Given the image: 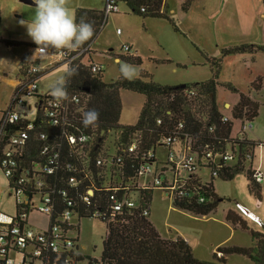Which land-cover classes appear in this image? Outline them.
Segmentation results:
<instances>
[{
  "label": "trees",
  "instance_id": "obj_1",
  "mask_svg": "<svg viewBox=\"0 0 264 264\" xmlns=\"http://www.w3.org/2000/svg\"><path fill=\"white\" fill-rule=\"evenodd\" d=\"M116 2L120 7L126 8V13L135 14L142 19L164 20L175 32L185 36L178 26L177 18L169 13L165 0ZM191 2L192 0H182L181 10L185 12ZM73 14L77 22L84 18L91 23L95 32L92 39L77 50L85 49L70 65L76 69V74L67 78L68 99L60 101L65 109L64 112L61 110L58 123L51 124L52 119L45 115V106L41 105L34 118L27 119L21 115L20 121L10 124L8 128L15 131L21 129L27 121L33 123L22 156L18 160L26 170L36 164V179L41 180L43 185L31 191L35 194L45 193L50 197L52 211L44 214L48 224L42 231L49 235L53 224L60 222L64 210H69L78 221L96 218L105 224L106 231L100 254L91 256L80 250L78 227L71 223H61L62 230L65 228L72 232L73 251L62 253L64 248L60 247L57 257L58 252L48 250L44 252L47 264H63L65 256L74 257V261L83 264H229L227 255L230 254L244 255L252 264H264V231L249 229V246L218 245L212 252L215 261L196 258L188 242L180 236L172 239L162 237L149 220L151 192L157 185L143 184L137 173L140 163L144 161L155 164L154 170L158 171L159 166L168 163L169 152L178 156L185 143L188 145V153L195 157L198 168L195 171L184 168L188 175L177 183L176 189H170L168 178H161L162 183L158 185L162 191H170L173 207L200 216L214 212L219 204L214 180L233 179L240 172L245 173L249 194L260 201L262 184L255 182L252 161L246 160L244 156L246 152L252 153L257 145L250 132L242 134L240 140L233 138L232 120L253 121L259 115L261 103L251 97L249 92L242 93L227 83L226 89L238 94V99L230 107V119L224 120V114L216 101V89L224 56L253 54L257 51L264 53V45H230L222 48L218 57L210 56L203 49L195 47L210 65L211 75L205 80L161 84L154 82L147 72L140 70L139 75L132 80L124 79L119 74L114 79L104 81L102 66L92 69L95 64L90 55V43L106 22L107 15L103 9L86 7L75 8ZM3 41L7 46L12 44L5 39ZM87 45L89 46L86 48ZM115 58L141 66L139 56L134 54L116 55ZM26 61V56L22 57L18 66L19 74H22ZM43 75L44 73L39 79ZM19 76L21 79V75ZM263 85V80L256 77L251 81L250 88L257 91ZM17 88L18 85L13 93ZM121 89L138 92L145 97L137 120L132 125L120 123ZM73 95L78 97L77 102L71 100ZM91 109L99 112L98 126L86 128L82 123L83 113ZM41 134H44V138L40 137ZM82 136L85 140L80 141ZM69 137H73L74 141L71 142ZM109 137L112 139L111 147L106 144ZM168 137H176L177 140L167 145L164 139ZM132 143L135 148L129 151ZM160 145L166 150L164 162L156 158V148ZM44 147L46 150H43ZM234 149L237 151L236 160L225 163L220 161L223 166L213 176L210 167L215 164L207 161L205 152L212 150L220 154ZM149 153L153 157L147 160ZM203 168L209 169L207 180L198 172ZM71 178L73 182L70 181ZM5 179L9 181V178ZM89 189L92 190L91 194L88 193ZM122 198L129 199L132 206L123 204L119 211H115L114 200ZM145 210L148 211L147 214H144ZM13 214L21 222L22 215H27V209L21 211V207L14 204ZM225 219L235 228L248 229L246 223L230 210ZM262 227L264 229L263 224Z\"/></svg>",
  "mask_w": 264,
  "mask_h": 264
},
{
  "label": "rangeland",
  "instance_id": "obj_2",
  "mask_svg": "<svg viewBox=\"0 0 264 264\" xmlns=\"http://www.w3.org/2000/svg\"><path fill=\"white\" fill-rule=\"evenodd\" d=\"M105 6V0H69L68 7L74 13L77 7L100 8ZM119 12H111L106 16V22L101 26L94 41L91 43L90 55L94 64L102 66L104 81L116 78L120 74V63L115 59L116 55L129 53L139 56L141 66H136L139 71L147 72L151 79L157 83H186L210 78V65L207 62L194 65L191 57H195L192 52L193 44L183 34L175 32L171 25L164 20L142 19L135 14L126 13L124 6H119ZM35 16L34 0L25 2L23 0H0V111L6 107L13 91L12 82L19 76L18 65L15 62L16 56L27 52L30 46L36 45L28 35L26 25L20 21L31 23ZM149 21H161L163 27L151 29ZM264 26V21L259 20ZM8 40L12 44L7 47L3 40ZM248 44L262 45L257 42ZM131 46L127 52L124 46ZM255 53H262L257 51ZM249 53H237L224 56L222 59L218 86L216 89V101L222 113L228 114L229 111L224 107L228 102L233 105L238 94L226 89L225 84L229 83L238 91L242 92L248 72L246 67L238 62L235 55H248L254 61V55ZM264 54V53H262ZM219 56V55H218ZM217 56V57H218ZM87 57H84L86 59ZM230 58V60L228 59ZM20 61L19 58H17ZM122 62V61H120ZM132 65V64H130ZM61 76L63 71L55 70L51 74L42 77L39 81V89L47 91ZM121 101L120 123L132 125L136 122L140 108L145 100L143 94L131 90L121 89L119 91ZM27 103H32L30 97H24ZM229 105V106H230ZM36 109L28 110V116L34 117ZM253 133L259 136L264 134V111L261 109L259 115L252 121ZM238 122L234 123L233 134L238 129ZM251 134V133H250ZM111 138L106 141L107 146L111 147ZM157 159L166 160V152L162 146H157ZM252 168L259 164L264 173V147L257 146L254 151ZM155 164H153V167ZM199 174L207 180L209 169H200ZM188 172L181 168L180 178H186ZM161 178H168L163 173ZM150 179V175L140 178V181ZM214 188L219 196V204L214 212L206 216L193 215L187 211L180 210L172 206L171 197L164 194L162 189L155 186L151 192L150 216L159 234L164 238L187 237L191 240L190 247L193 255L201 260L215 261L212 256L213 249L218 245L239 244L240 246L251 245L249 229L254 231H264V182L259 205L247 190V179L245 173H237L233 179H215ZM39 200L34 199L37 205ZM236 203L244 206L250 212L256 213L262 221L257 223L254 218L247 220L248 229L234 228L230 222L226 221L224 212L228 208H236ZM0 211L5 214L14 213V200L8 194L7 183L0 171ZM238 211V210H237ZM243 215L242 213H240ZM27 224L33 228L44 229L47 227L48 219L46 215L39 213L30 205L27 211ZM226 222L228 225L226 226ZM74 227H78L79 247L82 253L98 256L102 247V239L105 235V224L96 218H86L77 220L71 218ZM75 234L73 233V236ZM216 245V247H215ZM217 255L220 254L217 252ZM13 254V257H16ZM229 264H252L244 255H227Z\"/></svg>",
  "mask_w": 264,
  "mask_h": 264
},
{
  "label": "built area",
  "instance_id": "obj_3",
  "mask_svg": "<svg viewBox=\"0 0 264 264\" xmlns=\"http://www.w3.org/2000/svg\"><path fill=\"white\" fill-rule=\"evenodd\" d=\"M105 15L111 12H119L120 8L117 4L116 0H105V6L103 8ZM91 44V43H90ZM89 44V45H90ZM87 45L86 48L89 46ZM37 45L33 47V52ZM125 50H130L128 45L124 46ZM85 49L81 51H69L67 49L60 50H49L52 52L47 57H54L60 62L61 67L64 64L71 65L72 61L78 58ZM33 53V54H34ZM40 58V54L37 53L36 56H30L27 61L24 63L22 67L21 79H19L17 88L11 96L8 108L2 112L0 117V170L4 177L9 181H7V190L9 195L12 196L14 200V204L21 207V211L27 209L29 210L30 205H33V209L42 214H50L51 213V204L50 197L45 194H35L33 193V189H39L42 187L43 182L39 179H36L35 171L37 170L36 164H33L27 170L24 165L20 164L18 160L19 157L22 156L24 147L27 143V139L29 138L30 130L33 128L32 121H27L24 123V126L21 129H17L15 131H10L8 126L17 121H20L21 115L14 110V106H19L21 108H25V102L23 100V96H39L36 97L39 102L36 104V107L41 105L45 106L44 113L47 117L52 119L51 124H57L59 115L61 110L64 112V107L61 106L60 101L55 100L50 94L40 95L38 92V81L39 76H41L44 72V67L38 63V59ZM98 68V65L95 64L93 66V70ZM259 97L262 99L261 104L264 109V87L257 91ZM71 100L74 102L78 101V97L73 95ZM225 108L229 111L228 114H224V120L230 119V106L226 105ZM264 111V110H263ZM62 113V112H61ZM232 137L237 139L242 138V134L251 132L253 130L252 121H242V120H232ZM238 122L239 126L236 133L233 134L234 123ZM41 138H44V134H41ZM254 142L257 146L264 147V134L261 136L254 137ZM70 141L73 142L74 138L69 137ZM80 141L85 140V137L82 136L79 138ZM177 140L176 137H168L164 139V142L167 145H171L173 142ZM186 142V140H185ZM235 147L236 145L233 144ZM256 146V147H257ZM233 147V148H234ZM135 148V144L132 143L128 150L132 151ZM255 149V148H254ZM46 150V147L43 148ZM236 149L224 151L220 153L218 151H206L205 156L208 158L207 161H210L215 166L211 168V174L213 176L217 175L219 168L223 166L225 162H231L236 160ZM246 160H251L253 163L254 154L246 152L244 154ZM152 154H148L146 156L147 160L152 158ZM221 159V160H220ZM99 162V161H98ZM170 166L171 169L177 171L181 168H186L189 171H195L198 168L196 164L195 157L192 154L188 153V145L183 144V148L179 152L178 156H175L173 152H169L168 154V163L165 165H161L158 168V171L154 170L152 162L144 161L140 163L138 167V175L139 178L145 175H152L151 181L142 182L143 184L150 185H161V175L163 173L167 174V169L165 167ZM164 169V170H163ZM253 169V178L255 182L262 184L264 182V173L259 166H256ZM163 170V172H161ZM162 173V174H161ZM161 174V175H160ZM12 178V179H11ZM169 179V178H168ZM177 174H173L169 179L170 189H176L177 183L182 182ZM73 182V178L70 179ZM166 192V191H165ZM88 193L91 194L92 190L89 189ZM170 196V191H167ZM33 194V195H31ZM37 198L39 200L38 204L34 203V199ZM123 204L128 206H132V202L129 199L122 198L117 201L114 200L113 209L115 211H119ZM236 208L239 213H242L243 216L247 218H254L255 216L247 209L244 208L243 205L236 203ZM148 211L145 210L144 214H147ZM71 212L69 210H64L62 212V218L59 223L53 224L51 231L48 234L46 232L40 230L36 231L33 228L29 227L26 223L27 215H22L21 222L15 218V214H5L0 211V264H47V255L44 253L48 250L51 252H58L57 257L60 254V247L64 248V252H71L73 242L72 232L68 229H63L61 223H71ZM22 221L25 223L22 224ZM72 224V223H71ZM74 225V224H72ZM73 251V250H72ZM13 254H16V257H13ZM220 254V253H219ZM67 256L64 257L63 264H83L80 261H74Z\"/></svg>",
  "mask_w": 264,
  "mask_h": 264
},
{
  "label": "crops",
  "instance_id": "obj_4",
  "mask_svg": "<svg viewBox=\"0 0 264 264\" xmlns=\"http://www.w3.org/2000/svg\"><path fill=\"white\" fill-rule=\"evenodd\" d=\"M165 1L168 6L169 13L173 14L177 18L178 26L180 30L185 34V37L189 39L190 42L193 44L192 52H194L195 57H191L192 59L191 61L194 65H199L200 63L202 64L205 62L203 58L200 56V54L197 52L195 47L199 49H203L210 56L217 57L220 54V50L222 48L228 47L230 45H235L240 43H250V42H257L264 45V26L262 27V23L259 22L260 19L264 21V0H192L190 7L185 12L181 10L182 0H165ZM103 8L104 7L100 9L102 10ZM160 22L161 21H157V22L149 21V25L151 29L155 31V29L163 27L162 23ZM34 46H30L27 52H23L18 56H16L15 62L18 66L22 62V57L26 56V58L28 59L30 58L31 55H34L33 54L34 52L32 50ZM129 47L131 48V46ZM248 55L234 56L237 57V59L235 60L241 62L245 67L246 64H249L250 66L249 68L246 67L248 76L246 81L243 83L244 88L241 91H243V93L249 92L251 97L255 98V100L261 103L262 99L259 97L257 93V91H259L260 89L257 91L251 89L250 83L256 77H260L264 83V54L255 53L254 55H252L255 57L254 61ZM17 58H19L20 61H18ZM228 59L230 60V58ZM37 61L45 69L43 72L44 75L42 77L51 74L55 70L63 71V68L61 67L60 62L57 60V58L45 57L43 59L39 58ZM19 78L20 76H18V79L16 81L12 82L13 90L16 87ZM39 81H38L39 94L40 95L50 94V90L52 86L47 91L43 92L39 89ZM161 84H179V83L175 82V83H161ZM24 97L32 98L33 102L30 104L27 103ZM10 99L6 107L3 108L1 111H5L8 108ZM23 100L25 102L26 107L21 108L19 106H14V110H16L20 115L26 116L27 119L34 118L35 116L34 117L28 116V110L35 108L37 112L38 107H36V104H38L39 100L34 96H23ZM226 105L229 106L230 103L225 102L224 107ZM231 106L232 105H230V107ZM261 109H263L262 104H261ZM1 114L2 113L0 112V117ZM250 133L252 137L259 136L258 134L253 133V130ZM257 166L261 167L259 164H257ZM165 168L167 169L166 173L169 179L171 178V176H173V174H177L179 176L180 169L173 172V169H171L170 166H167ZM151 178L152 175L150 179L146 180L145 182L151 181ZM163 192L164 194L168 195L167 192L165 191ZM258 205H259V201L256 206ZM228 210L232 211L237 217L242 219L248 226L247 220L248 219L251 220L250 218L241 215L235 208H228L224 212V215H226ZM251 213L255 216L257 223L262 224L261 218L256 213L253 212ZM227 225L228 223L226 222V226ZM33 229L43 230L40 228H33ZM183 239H185V241L188 242L189 245L191 244V240L189 238L183 237ZM232 245L240 246L237 243ZM214 250L215 249H213V251Z\"/></svg>",
  "mask_w": 264,
  "mask_h": 264
},
{
  "label": "clouds",
  "instance_id": "obj_5",
  "mask_svg": "<svg viewBox=\"0 0 264 264\" xmlns=\"http://www.w3.org/2000/svg\"><path fill=\"white\" fill-rule=\"evenodd\" d=\"M69 0H34L35 16L31 23L20 21L26 25L28 35L37 45L35 53L43 59L52 52L49 50L67 49L77 51L92 39L95 29L93 25L81 18L77 22L75 15L68 7ZM120 74L124 79L132 80L138 76L136 66L126 62H120ZM64 75L51 87L50 95L57 101L68 99L66 89L67 78L76 74V69L69 64L62 66ZM99 112L95 109L83 113L82 123L84 127L98 126Z\"/></svg>",
  "mask_w": 264,
  "mask_h": 264
},
{
  "label": "water",
  "instance_id": "obj_6",
  "mask_svg": "<svg viewBox=\"0 0 264 264\" xmlns=\"http://www.w3.org/2000/svg\"><path fill=\"white\" fill-rule=\"evenodd\" d=\"M23 1H25V2H30V0H23Z\"/></svg>",
  "mask_w": 264,
  "mask_h": 264
}]
</instances>
